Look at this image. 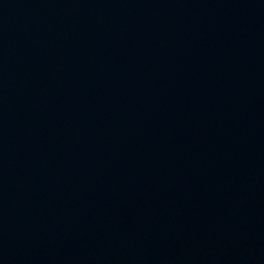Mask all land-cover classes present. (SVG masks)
Masks as SVG:
<instances>
[{
    "label": "water",
    "instance_id": "95a60500",
    "mask_svg": "<svg viewBox=\"0 0 264 264\" xmlns=\"http://www.w3.org/2000/svg\"><path fill=\"white\" fill-rule=\"evenodd\" d=\"M0 264H264V0H0Z\"/></svg>",
    "mask_w": 264,
    "mask_h": 264
}]
</instances>
